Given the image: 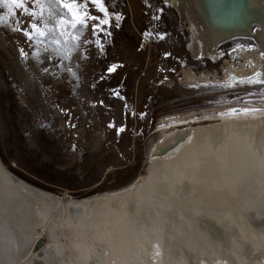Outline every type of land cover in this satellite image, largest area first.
Segmentation results:
<instances>
[{"label": "rangeland", "instance_id": "374dc122", "mask_svg": "<svg viewBox=\"0 0 264 264\" xmlns=\"http://www.w3.org/2000/svg\"><path fill=\"white\" fill-rule=\"evenodd\" d=\"M65 3L71 0H28L36 19L0 4V158L27 183L70 195L115 190L144 173L168 120L206 122V113L216 118L233 106L264 108V85L240 83L254 75L228 71L247 64L231 49L255 44L252 38L222 42L213 59L191 52V30L167 0H104L109 36L94 35L90 19L82 34L65 27L74 12L103 16L88 0H76L71 10ZM31 23L54 29L53 38L34 41L12 30L31 33ZM184 70L207 77L188 83Z\"/></svg>", "mask_w": 264, "mask_h": 264}, {"label": "bare ground", "instance_id": "6f19581e", "mask_svg": "<svg viewBox=\"0 0 264 264\" xmlns=\"http://www.w3.org/2000/svg\"><path fill=\"white\" fill-rule=\"evenodd\" d=\"M167 1L193 54L216 59L222 42L252 38L231 49L247 64L228 71H264V0ZM245 108L260 111H231ZM211 114L168 120L144 173L79 199L27 183L0 158V264H264V108Z\"/></svg>", "mask_w": 264, "mask_h": 264}, {"label": "snow or ice", "instance_id": "6c2138e0", "mask_svg": "<svg viewBox=\"0 0 264 264\" xmlns=\"http://www.w3.org/2000/svg\"><path fill=\"white\" fill-rule=\"evenodd\" d=\"M28 2V0H0V4H3L5 6L8 7L9 11L12 10L13 7H15L16 9H22L23 12L25 14H29V15H33V19H36V17L34 16V14L29 13L28 8L26 7V3ZM49 2H53V0H49ZM88 2H90L97 10L99 13H102L103 16L101 17L100 15H95V16H90L87 12L85 13H78V12H74L71 16L70 19L67 20V23L65 24V27H70L71 30L75 33H80L82 34V31L84 28L87 27V21L90 19L93 21L92 23V29H93V34L97 35L99 33H103L104 36H109L111 35L110 32L106 31L105 26L109 24V12L108 9L104 6V0H88ZM74 5H76V0H71V3H65L64 7L68 8V9H72L74 7ZM121 17L116 16V20H120ZM4 22V18L0 17V23ZM60 23L64 24L65 21L62 18ZM30 29L32 30V32L30 33L28 29H12L13 31H23L24 34L27 36L28 39L30 40H40L41 42L45 39L48 38L49 40H51L53 37L50 36V32H54V29H47L45 28V30H41L37 23H31L30 24ZM59 36L64 37V42L65 45L67 46L68 44V37L65 35L64 32H60L58 33ZM150 33H145V36H150ZM160 39H162L163 37H158ZM56 44H60L61 41L59 39L55 40ZM93 43L100 49L103 50V44L100 43V40L97 38L95 41H93ZM78 50V45L75 46ZM22 55H26L23 52L21 53ZM58 55H60V53L58 52ZM260 55L262 57H264V51H262L260 53ZM62 59H69L70 57L68 56H62ZM117 67V65H112L109 67L108 71L109 72H113L115 70V68ZM45 71H47V69H45ZM68 71H71V69H69ZM73 76H75V73H72ZM261 76H264V73H260L257 72L255 73V75L253 77H248V78H243L241 79L240 83H250V84H261L264 85V79H261ZM103 78V77H102ZM114 94L116 96H119V91L118 90H114ZM233 113L237 112V111H241V112H257L260 111V109L257 108H245V109H232L231 110ZM109 127H113V125H109ZM124 128H120L118 129V132H123Z\"/></svg>", "mask_w": 264, "mask_h": 264}, {"label": "water", "instance_id": "95a60500", "mask_svg": "<svg viewBox=\"0 0 264 264\" xmlns=\"http://www.w3.org/2000/svg\"><path fill=\"white\" fill-rule=\"evenodd\" d=\"M231 1H234V0H231ZM239 1V5H241V2H242V0H238ZM34 185H36V186H38V187H40V188H43V189H45V190H49V191H52V192H57L58 194H61V191L60 190H55V191H53V190H51V189H49V188H47V187H45V186H43V185H40V184H35V183H33ZM100 191H103V190H100ZM98 191H94V192H91V193H88V194H78V195H72V196H74L75 198H83V197H86V196H90V195H92V194H95V193H97Z\"/></svg>", "mask_w": 264, "mask_h": 264}]
</instances>
